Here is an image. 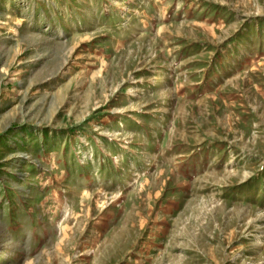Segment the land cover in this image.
<instances>
[{"label": "rangeland", "instance_id": "rangeland-1", "mask_svg": "<svg viewBox=\"0 0 264 264\" xmlns=\"http://www.w3.org/2000/svg\"><path fill=\"white\" fill-rule=\"evenodd\" d=\"M0 264H264V0H0Z\"/></svg>", "mask_w": 264, "mask_h": 264}]
</instances>
